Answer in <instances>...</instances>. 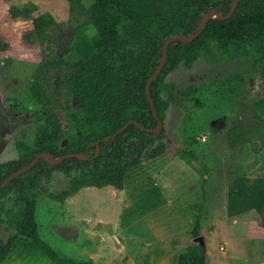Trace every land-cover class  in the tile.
Returning <instances> with one entry per match:
<instances>
[{"label":"rangeland","instance_id":"1","mask_svg":"<svg viewBox=\"0 0 264 264\" xmlns=\"http://www.w3.org/2000/svg\"><path fill=\"white\" fill-rule=\"evenodd\" d=\"M82 2L88 9L94 0ZM25 4L32 18L49 14L55 21L39 39L24 38L31 20L9 15ZM94 33L87 12H73L68 0H0V163L18 157L19 143L34 136L29 115L50 101L70 130L79 103L66 84L56 90V73L79 58ZM47 62L62 67L48 70ZM260 69L250 84L238 61L221 68L202 57L191 67L179 64L162 86L167 153L127 169L124 190L84 187L62 202L43 199L35 209L40 237L62 258L81 262L176 264L198 244L190 235L198 218L209 264H260L264 212L227 213L230 178H264ZM2 264L55 263L21 237Z\"/></svg>","mask_w":264,"mask_h":264},{"label":"trees","instance_id":"2","mask_svg":"<svg viewBox=\"0 0 264 264\" xmlns=\"http://www.w3.org/2000/svg\"><path fill=\"white\" fill-rule=\"evenodd\" d=\"M82 1L68 0L73 12H87L94 35L74 62H66L63 67L54 62L45 65L48 70L62 67L56 73V80L62 82L56 90L66 84L78 100L70 130L63 129L50 101L29 115L35 125L34 136L19 143L18 157L0 163L2 184L38 154L63 157L53 164L46 157L40 158L0 189V264L21 237L52 263L92 264L62 258L40 237L36 205L45 198L62 202L84 187L123 190L127 169L164 156L169 147L164 128L168 104L162 98V86L179 64L191 67L202 57L211 66L221 68L238 61L250 84L259 67L264 79V0H243L231 16L210 18L192 42L175 40L169 44L166 62L150 86L163 127L159 134L148 131L157 127L158 119L151 109L146 85L161 62L163 44L172 37L193 35L211 11L226 16L235 0H94L88 9ZM31 13V4L9 11L13 19L31 20L32 30L24 38L39 39L55 21L49 14L32 18ZM126 123H130L128 127L117 133ZM237 131V127L231 130L230 139ZM64 138L67 141L63 145ZM97 142L99 153L95 155ZM187 153L195 158L192 151ZM227 196L229 216L250 210L263 213L264 178L232 177ZM199 230L197 218L190 235L200 236ZM176 264H209L206 245L198 243L180 253Z\"/></svg>","mask_w":264,"mask_h":264},{"label":"water","instance_id":"3","mask_svg":"<svg viewBox=\"0 0 264 264\" xmlns=\"http://www.w3.org/2000/svg\"><path fill=\"white\" fill-rule=\"evenodd\" d=\"M240 1H243V0H235L232 5H231V10L230 12L226 15V16H222L219 12L217 11H211L209 13H207L204 18L202 19L201 21V24H200V27L199 29L191 36L189 37H172V38H169L168 40L165 41V43L163 44V47H162V51H163V56H162V59H161V62L159 64V66L157 67V69L153 72V74L150 76L148 82H147V85H146V93H147V96H148V99H149V103H150V106H151V109L154 113V115L156 116V118L158 119V125L155 129L153 130H148V131H155L157 134H159L161 128L163 127V122L158 118V114H157V110L155 108V104H154V101L150 95V86H151V83L154 79H156V77L160 74L165 62H166V59H167V49H168V46L171 42L175 41V40H179V41H182L183 43L187 44V43H190L192 42L194 39H196L198 37V35L203 31L207 21L210 19V18H215L217 16H219L221 19H225L229 16H231L233 14V12L235 11V8L237 6V4L240 2ZM135 123L137 126L141 127L139 124H137L136 122H133ZM130 123H126L122 128L119 129V131L117 133H122L129 125ZM142 128V127H141ZM144 129V128H142ZM99 153V143L97 142V152L95 155H97ZM80 157H82L81 155H78ZM42 157H46L49 159L50 163H57L59 161L62 160L63 157L61 158H54L53 156H51L50 154L48 153H43V154H38L36 156V158L34 159V161H32L29 165H27L26 167H24L23 169L13 173L12 175H10L2 184H0V189L6 187L8 185V183L15 177H17L18 175L26 172L27 170L31 169L36 163L37 161L42 158ZM195 241L198 242L200 245H204L205 244V241L203 239L202 236H198L195 238Z\"/></svg>","mask_w":264,"mask_h":264},{"label":"crops","instance_id":"4","mask_svg":"<svg viewBox=\"0 0 264 264\" xmlns=\"http://www.w3.org/2000/svg\"><path fill=\"white\" fill-rule=\"evenodd\" d=\"M124 190V189H123ZM263 260H260L259 263H261Z\"/></svg>","mask_w":264,"mask_h":264}]
</instances>
